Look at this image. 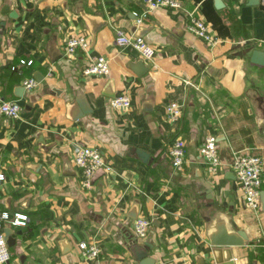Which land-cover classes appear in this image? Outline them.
<instances>
[{
    "label": "crops",
    "instance_id": "0c3cea01",
    "mask_svg": "<svg viewBox=\"0 0 264 264\" xmlns=\"http://www.w3.org/2000/svg\"><path fill=\"white\" fill-rule=\"evenodd\" d=\"M178 1L182 11L159 8L137 25L147 9L140 0H0V99L21 109L17 121L0 116V209L30 219L6 228L16 240L9 264H136L134 248L145 243L155 264H264V206L246 207L229 167L233 151L264 160V64L250 61L254 50L264 54V0ZM189 12L216 47L187 30ZM116 30L142 37L152 62L117 45ZM78 36L88 56L109 60L107 76H85L88 56L66 55ZM138 64L149 71L138 76ZM29 78L38 82L31 91ZM124 95L128 109L110 106ZM169 104L182 107L179 119H168ZM207 136L223 163L215 174L198 157ZM176 139L185 144L180 170L169 157ZM79 145L107 162L90 189L75 163ZM142 217L151 229L141 241L133 225ZM235 230L247 243L218 255L209 235ZM83 242L99 257L87 260Z\"/></svg>",
    "mask_w": 264,
    "mask_h": 264
},
{
    "label": "built area",
    "instance_id": "2783aa9c",
    "mask_svg": "<svg viewBox=\"0 0 264 264\" xmlns=\"http://www.w3.org/2000/svg\"><path fill=\"white\" fill-rule=\"evenodd\" d=\"M146 6L145 13L141 14L137 19V25H140L142 19L147 13L159 8L169 9L172 11H182L183 6L178 0H140ZM189 23L187 30L196 38L204 42L210 48L216 47L220 40L212 35L207 24L194 12L187 13ZM116 44L119 46H131L141 56L145 62H152L155 51L142 37L135 34H125L120 30H116ZM82 52L89 55V43L84 36L70 38L65 44V53L69 58ZM33 61L21 60L20 66H32ZM17 68H13L16 70ZM109 60L103 56H88V64L85 66L83 74L85 76L104 77L109 74ZM186 85L194 86L193 82L186 81ZM38 86L35 78H29L24 81L26 90L31 91ZM195 87V86H194ZM110 106L114 109H128L131 102L127 96H119L110 102ZM182 107L176 104H169L166 107L167 117L171 121H175L181 117ZM20 106L14 101H5L0 99V116L11 120L20 119ZM169 157L171 165L175 170H180L185 161V144L182 140L176 139L169 148ZM198 157L202 164L206 166L212 174L218 173L223 166L219 156V147L217 139L214 136L205 137L198 147ZM74 158L77 167L83 176V184L86 189L91 188L94 175L101 169H107V162L104 155L96 148L87 146H76L74 150ZM235 180L239 186L241 195L244 199L246 207L257 213L260 209V194L263 186L264 160L249 151H233L231 162L229 164ZM5 176L0 175V183L4 181ZM29 216L16 212L10 214L0 209V264H9L12 260L11 248L8 244L6 228L8 225L14 227L25 228L28 226ZM151 229V221L147 218H137L133 225V233L139 240H145ZM80 250L83 256L88 259H96L99 257L100 250L96 246H89L85 242L80 244Z\"/></svg>",
    "mask_w": 264,
    "mask_h": 264
},
{
    "label": "water",
    "instance_id": "95a60500",
    "mask_svg": "<svg viewBox=\"0 0 264 264\" xmlns=\"http://www.w3.org/2000/svg\"><path fill=\"white\" fill-rule=\"evenodd\" d=\"M131 1V0H130ZM215 4L217 8H222L223 5L221 0H215ZM251 63L256 65H263L264 64V54L260 51L254 50L251 54ZM138 67L140 68L139 64ZM149 69L144 66V68H140V72L137 73L138 76H142L147 73ZM80 107L82 109V113L84 115L89 114L90 112L87 111L85 105L82 102H79ZM262 128L264 129V123L262 124ZM140 156L145 160L147 157L143 153H139ZM260 205L264 206V192L260 194ZM8 244L10 248H13L16 245V240L12 237V230H6ZM21 234V232H19ZM210 245L217 250V254L220 255L222 253V249L230 248V247H240L244 246L248 241V234L244 230H235L234 233L229 234L226 231L218 232L213 235H209ZM152 248V245L149 243H145L143 247H136L134 248V261L136 264H155V259L149 256V250ZM229 261L232 259L231 255L228 256ZM216 261V259H215ZM218 264H221V262Z\"/></svg>",
    "mask_w": 264,
    "mask_h": 264
}]
</instances>
